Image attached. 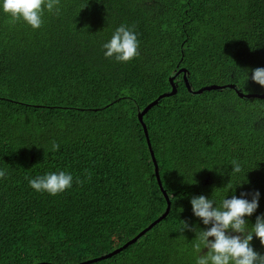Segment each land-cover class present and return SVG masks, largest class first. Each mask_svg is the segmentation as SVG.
Instances as JSON below:
<instances>
[{
	"label": "trees",
	"instance_id": "1",
	"mask_svg": "<svg viewBox=\"0 0 264 264\" xmlns=\"http://www.w3.org/2000/svg\"><path fill=\"white\" fill-rule=\"evenodd\" d=\"M121 24L139 40V55L126 63L102 50ZM257 66L264 0H60L59 14L45 10L35 30L0 12V264H77L122 246L165 212L138 112L172 90L181 68L194 91L224 88L191 92L181 73L177 93L144 116L171 210L92 264H195V232L182 231L183 220L207 226L190 198H218L227 182L247 179L237 196L260 191L254 223L264 213V98L246 95L264 93L247 79ZM232 160L244 171L230 179ZM60 170L74 177L66 191L30 187L29 179ZM251 244L264 254L258 238Z\"/></svg>",
	"mask_w": 264,
	"mask_h": 264
},
{
	"label": "clouds",
	"instance_id": "2",
	"mask_svg": "<svg viewBox=\"0 0 264 264\" xmlns=\"http://www.w3.org/2000/svg\"><path fill=\"white\" fill-rule=\"evenodd\" d=\"M45 10L59 14L60 0H0V12L8 14L12 22L23 21L33 30L42 27ZM102 50L106 58L129 62L139 55L137 33L132 27L121 24L102 44ZM249 78L264 86V66L248 69L247 79ZM59 147V144L53 143L51 151H58ZM229 164L230 179L244 171L237 160H232ZM213 168L221 175L224 174V168L214 166L209 169ZM5 176L6 170L0 169V178ZM246 180L234 185L227 182L225 185L228 186L223 188L218 198L204 194L191 196L192 214L207 226L202 228L199 224L190 225L183 220L182 231L189 229L195 232L192 243L195 264H264V254L255 250L251 244L255 236L264 245V213L257 214L254 223L248 220L259 208L261 193L257 189L241 191L239 196L235 194L236 186L242 185ZM28 182L37 192L57 195L73 186L74 177L71 172L60 170L46 172ZM76 182L80 181L77 179ZM229 191L233 193L231 196L228 195Z\"/></svg>",
	"mask_w": 264,
	"mask_h": 264
},
{
	"label": "water",
	"instance_id": "3",
	"mask_svg": "<svg viewBox=\"0 0 264 264\" xmlns=\"http://www.w3.org/2000/svg\"><path fill=\"white\" fill-rule=\"evenodd\" d=\"M181 73H183V78H184V80H185V82H186L189 90H191V92H194V93H197V94H201L205 90L224 88L223 86H218V85H208V86H205V87H202V88L198 89L197 91H194L191 88V85H190L189 80H188V71L186 70V68H181L175 74V76L170 79V82L172 84V90L171 91L166 92L164 94H161L158 98H156L153 102H151L143 110H140L139 109L138 118H139V121L143 124V126L145 128V133H146L148 145H149L150 152H151V155H152V159H153V162H154L155 168H156V175H157L158 183H159L160 188L163 190V193H164L165 198L167 200V208H166L165 212L161 216H159L156 220H154L149 226H147L145 229H143L142 231H140L135 237H133L132 239H130L128 242H126L122 246L114 249L111 252H108L106 254H103V255H101L99 257L92 258V259H88L86 261H83V262H80V263H77V264H92L94 262H97V261H100V260H103V259L112 257L113 255L117 254L118 252L122 251L124 248L128 247L130 244L135 243L141 236H143L144 234H146L150 229H152L155 225H157L159 222H161L169 214V212L171 210V198L167 194V192L165 191L164 186H163V183H162V180H161V176H160V172H159V164H158V161H157L156 156H155L154 149H153L152 144H151V140H150V137H149L148 130H147L145 124H144L145 123L144 122V116L147 114V112L152 107L158 105L161 99H163L165 97H168V96L175 95L177 93V87H176L174 81H175L176 76L179 75V74H181ZM230 86H233V85H230ZM246 96L249 97V98L250 97L264 98V93H261V94H247ZM38 264H52V263H49V262H40Z\"/></svg>",
	"mask_w": 264,
	"mask_h": 264
},
{
	"label": "bare ground",
	"instance_id": "4",
	"mask_svg": "<svg viewBox=\"0 0 264 264\" xmlns=\"http://www.w3.org/2000/svg\"><path fill=\"white\" fill-rule=\"evenodd\" d=\"M100 103V102H99ZM75 108V107H74Z\"/></svg>",
	"mask_w": 264,
	"mask_h": 264
}]
</instances>
